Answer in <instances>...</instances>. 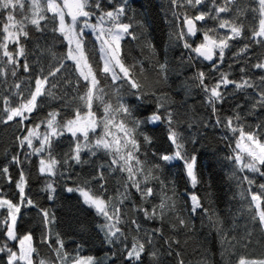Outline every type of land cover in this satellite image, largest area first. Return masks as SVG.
Masks as SVG:
<instances>
[{
  "label": "snow or ice",
  "instance_id": "6c2138e0",
  "mask_svg": "<svg viewBox=\"0 0 264 264\" xmlns=\"http://www.w3.org/2000/svg\"><path fill=\"white\" fill-rule=\"evenodd\" d=\"M256 2L258 7L255 9H240L234 6L236 0H169L176 25L173 38L187 50L182 54L187 66L195 67L199 59L211 63L208 72L195 67L190 79L204 95V103L214 118L213 126L222 127L232 134L234 146L229 143L231 154L226 159L234 165V176L237 171L243 174L237 177L238 187L242 188L239 195L246 201L244 207L253 223H258L264 231V183L257 185L255 179L256 176L264 179V140L261 139L264 136V121L253 128L244 123L239 111L234 110L232 115L222 117L218 108L226 99L225 90L232 86L235 91L246 93L250 97L252 114L257 109L264 111V75L256 79L249 75L252 69L264 72V57L258 58L254 64L246 63L240 67L241 75L238 80L229 79L231 73L222 70L226 50L232 48L231 42L244 36L245 25L240 20L244 11L258 13L259 24L251 30L249 43H245L232 55L239 57L247 54L253 43L264 46V0ZM132 11V0H108L107 7L103 0H0V123L17 122L25 133L16 137L18 148L29 150L18 151L11 156L10 164L19 170L15 181L9 172V165L0 167V177H6L9 183H15L19 197L14 202L0 190V255L5 257L0 264H100L93 256L81 255L79 251L72 255L65 251L64 242L59 236L53 246L49 225L54 223L55 217L48 209L41 208L26 191L28 178L23 165L32 156L40 157L39 173L49 178L63 175L60 169L68 165L69 161H74L77 165L89 163V160L82 158V154L94 157L98 152H104L110 158L107 163L93 165L95 174L89 179L83 180L76 188L69 187L66 190L78 191L83 202L104 217L105 223L100 228L104 232L105 242L117 245V251L112 252V256L122 258L125 264H144L145 255L150 257L151 264H160L164 253L161 251L163 245L156 247L157 238L167 245L166 254H173L172 246L179 245L180 241L164 237L167 216L177 217L176 222L171 224L172 228H189L188 221L178 214L174 182L162 179L165 168L170 169L175 164H180L191 186L195 188L199 183L197 156L190 154L186 148L189 140L180 131L177 114L171 107L158 101L156 111L140 119L134 115L132 107L123 102L118 91L115 103L110 97L106 99L109 94L101 85L102 79H110L111 86H117L120 81L135 89L134 95L138 93L139 98L144 96V85L139 82L140 74L144 72L143 64L139 61L126 63L122 54V40L126 37L133 40L139 38L135 34L134 16L129 15ZM48 13L52 15L49 16ZM226 13L230 18H224L222 14ZM68 17L70 21L66 19ZM209 21L214 22L213 27L207 26ZM49 23L56 25L52 32H58L67 41L68 47L66 53L59 57L51 52L57 59V64L45 67L38 55L39 45L34 50L37 53L35 59L30 61L29 56L32 54L24 41L30 40L29 25L43 33ZM86 29L91 30L95 41L99 43L98 61L87 48ZM198 35L201 39L197 43L194 38ZM146 47L155 55L150 42L146 43ZM69 60L73 62V70L77 74L72 89L76 95L71 98H67L66 94L57 95L53 91L59 87L58 82L53 83V80L58 81L62 70H67L65 61ZM234 63L240 64V60L237 59ZM155 66L159 69V78L166 80L167 61L157 62ZM228 67L231 69L232 65ZM21 72L27 75L21 76ZM10 78L12 83H9ZM65 83L73 84L67 79ZM248 89L252 90L251 93H247ZM48 98L62 101L67 99L65 106L68 108H72L75 103L73 117L61 122L57 119L60 111L53 110L39 123L25 126V122L42 106L41 101ZM94 108H102V115L98 117ZM236 108H241V105L237 104ZM160 124L165 126L171 151H154L151 161L146 154L145 159H141L142 146L153 143L152 137L141 131L142 125ZM41 125L45 126L43 132L40 131ZM97 129L100 130L99 133ZM65 134L71 136L69 149L57 159L55 146ZM140 137H143V145ZM224 139L228 140L229 137L225 136ZM34 141H38L39 146H35ZM106 171L109 174L117 171L125 174L123 183L115 190L116 195H109L107 198ZM245 173H251L252 176ZM93 182L98 184V190L92 188ZM153 184L158 185V189ZM169 184L172 185L171 188ZM53 185L51 179L45 185L44 190L50 193L49 200L53 199L52 194L56 191ZM254 186L257 191L252 190ZM133 190L141 203H135ZM169 191L172 195H168ZM157 197L159 203L152 204L151 201ZM188 198L191 214H196L199 210L209 213V219L216 215L204 207L195 192L189 193ZM126 202L132 204L135 212L142 213L145 221L159 220L160 226L151 230L143 228L136 218L128 217ZM145 204L149 207H145ZM31 208L37 209V215L44 226L40 242L52 249L54 261L40 257L31 230L22 235L19 232L20 222ZM125 225L128 226L127 231ZM213 226L227 241L228 233L223 231V220L217 218ZM128 232L134 235L129 236ZM149 248L153 250L148 251ZM175 255L179 257L180 253L176 252ZM178 264H184V261L180 259ZM236 264H264V258L240 256Z\"/></svg>",
  "mask_w": 264,
  "mask_h": 264
},
{
  "label": "trees",
  "instance_id": "16d2710c",
  "mask_svg": "<svg viewBox=\"0 0 264 264\" xmlns=\"http://www.w3.org/2000/svg\"><path fill=\"white\" fill-rule=\"evenodd\" d=\"M103 3L107 7L108 0H103ZM234 6L240 9H255L258 4L256 0H236ZM132 9L133 11L129 15L134 16L135 34L139 38L133 40L126 37L122 40V54L125 56L126 63L131 64L139 61L143 64L144 72L140 74L139 82L144 85V96L139 98L138 93L134 95L133 93H136V90L131 89L128 84L118 81L117 86H111L110 79L107 81L102 79L101 85L105 87V91L109 94L105 98L110 97L112 102L115 103L118 91L123 98V102L131 106L134 115L140 119H144L153 111H156L158 101L171 107L180 119V131L189 140L186 144L188 152L197 156L196 170L199 183L195 188L191 186L188 178L184 175L180 164H175L170 169L165 168L162 176V179L166 178L167 181L174 182L178 197V214L188 221L189 228L184 229L179 226L172 228L171 224L176 222V215L166 217L163 230L164 237L174 238L179 240L180 243L172 246L173 254L168 256L166 254L167 245H164L163 240L157 238L156 247L160 248L163 245L161 251L164 253L160 258V264H178L180 259L184 261V264H236L240 256L264 257V231L261 230L258 223H253L250 214L244 207L246 201L239 195L242 188L238 187L237 177L243 174L237 171L234 176V165L226 159L231 154V149L228 147L229 143L234 146L232 134L222 127L213 126L214 118L211 115V110L204 103V95L195 88L190 79L193 76L195 67L208 72L211 63L199 59L195 63V67L190 68L187 66V61L182 56L187 50L182 47L179 41L173 38L176 25L169 0H132ZM48 15L51 16L52 14L48 13ZM222 15L226 19L230 18L227 13ZM240 20L245 25L244 36L238 41L231 42L232 48L226 50L222 67L223 71L231 73L229 79L233 80L240 78V67L245 66L246 63L254 64L258 58L264 57V46L254 43L247 54H241L239 57L232 55L233 52H238L245 43H249L248 37L251 35V30L258 27L259 14L246 10ZM55 26L54 23H49L47 30L40 33L29 25L30 40L24 41V43L29 53L32 54L29 56L30 61L35 59L37 55L34 52L37 45H39L40 62L45 67L57 64V59L51 55V52H55L57 57L66 53L67 41L58 32H52V28ZM207 26L213 27L214 22L209 21ZM85 31L87 48L93 53L95 60L98 61L100 55L99 43L95 41V36L91 33V30L86 29ZM194 39L198 43L201 37L198 35ZM147 42H150L154 47L155 55L146 47ZM237 59L240 60V64L234 63ZM165 60L168 63V72L167 79L163 80L159 78V69L155 65L157 62L164 63ZM65 64L67 70H62L58 75V81L53 80V83L58 82L59 85L58 89L53 91L57 95L66 94L67 98H71L76 95L72 89L77 74L73 70L72 61H65ZM229 65H232L231 69H229ZM20 75L26 76L27 74L21 72ZM249 75L256 79L260 75H264V72L252 69L249 71ZM65 79L71 80L73 84L65 83ZM9 83H12L11 78ZM225 91L227 93L226 99L218 105L222 117L232 115L233 111L236 110L239 111L244 123L251 125L253 128L256 124L264 121V111L257 109L255 114L250 112V97L246 93L235 91L232 86H229ZM251 91V89H248L247 93H251ZM153 93H156V95H153ZM41 103L42 106L31 115L29 121L25 122V126L39 123L47 117L48 112L53 110L60 111V116L57 119L63 122L73 117V109L76 107L75 103H73L72 108L66 107L67 99L62 101L48 98L41 101ZM237 104L241 105V108L237 109ZM94 110L97 111L98 117L102 115V108H94ZM44 130L45 126L41 125L40 131L43 132ZM99 131L97 129V133ZM141 131L152 137L153 141L150 145H143V137H140L143 145L141 159H145L146 154L147 159L151 161L153 160L152 153L154 151H171V145L166 138L163 124L158 126L142 125ZM24 134L17 122L0 123V167L6 164L9 165V172L13 181L18 179L19 170L15 165L10 164L11 156L17 154L18 151H29L26 148L20 150L17 145L16 137ZM225 136H228L229 139L225 140ZM261 139L264 140V136ZM70 142V134H65L56 144L57 159H60L68 151ZM34 145L39 146L38 141H34ZM21 158L23 159V156ZM82 158L90 162L77 165L74 161H69L68 165L60 169L63 175L49 178L39 173L40 157H30L23 165L28 178L26 191L41 208L48 209L55 217L54 223L49 225L53 246H55L56 238L59 236L64 242L65 251L72 255L79 251L80 254L95 255L100 264H125L122 258L112 256V252L117 251V245H110L105 242L104 232L100 228L105 223L104 217L98 215L94 208L86 205L78 191L69 192L66 190L69 187H77L83 180L94 175L93 165L107 163L110 159L104 152H98L94 157L82 154ZM245 174L252 176L251 173ZM105 175L107 177L106 187L108 188L105 198L109 195L115 196V190L123 183L125 174L118 171L109 174L106 171ZM49 179L54 182L53 186L56 188L51 200L48 199L50 193L44 190ZM255 179L257 185L264 183V179L258 176ZM91 186L94 190L99 188L96 182H93ZM153 187L158 189L159 186L153 184ZM171 187L172 185L169 184V188ZM0 190H3L6 198L13 199L14 202L19 199L15 183H9L6 177H0ZM252 190L257 191L258 189L254 186ZM191 192H195L200 197L204 207L208 208L210 213L216 214L212 219H209V213L199 210L196 214L190 213L188 194ZM133 195L135 203H141L138 194H135L134 190ZM168 195H172V192L169 191ZM151 203H159V197L152 200ZM144 206L149 207L147 204ZM125 208L128 210V217L136 218L143 228L151 230L160 226L159 220L145 221L142 213L135 212L132 209L131 203L126 202ZM217 218L223 220V231L228 233L227 241L224 240L221 232L213 226ZM124 227L127 231L128 226L125 225ZM29 230L33 233L34 243L40 257L54 261L55 257L52 249L40 242L44 226L35 208L27 210L20 222L19 232L21 235ZM249 232L251 235H248ZM128 235L131 236L134 233L128 232ZM232 237L235 239H232ZM222 241L224 242L222 243ZM152 250L151 248L148 249V251ZM176 252L180 253L179 257L175 255ZM222 253H224L223 256ZM4 258L3 255H0V262ZM144 264H151L150 257L147 255L144 256Z\"/></svg>",
  "mask_w": 264,
  "mask_h": 264
},
{
  "label": "rangeland",
  "instance_id": "374dc122",
  "mask_svg": "<svg viewBox=\"0 0 264 264\" xmlns=\"http://www.w3.org/2000/svg\"><path fill=\"white\" fill-rule=\"evenodd\" d=\"M58 2H59V0H58ZM66 19L70 21V17H68ZM74 188H76V187H74ZM81 255H84V256H93V257H95L97 259V257L95 255H85V254H81ZM248 258L261 259V258H264V257H248Z\"/></svg>",
  "mask_w": 264,
  "mask_h": 264
}]
</instances>
